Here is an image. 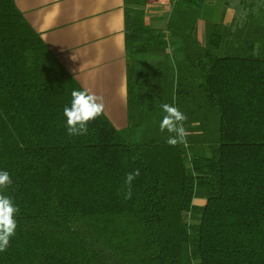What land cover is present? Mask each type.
<instances>
[{"label":"trees","instance_id":"trees-1","mask_svg":"<svg viewBox=\"0 0 264 264\" xmlns=\"http://www.w3.org/2000/svg\"><path fill=\"white\" fill-rule=\"evenodd\" d=\"M151 1L124 0L127 126L103 112L75 135L84 88L0 0V192L20 209L0 264H264V0H220L204 36L205 0H169L164 27ZM164 104L187 116L175 145Z\"/></svg>","mask_w":264,"mask_h":264},{"label":"crops","instance_id":"crops-1","mask_svg":"<svg viewBox=\"0 0 264 264\" xmlns=\"http://www.w3.org/2000/svg\"><path fill=\"white\" fill-rule=\"evenodd\" d=\"M153 0L148 19L162 18L163 3ZM32 27L83 88L104 96V113L117 128L128 124L124 0H15ZM220 0H205L204 22L218 21ZM232 12L225 15L230 21ZM73 57L75 59H73Z\"/></svg>","mask_w":264,"mask_h":264},{"label":"clouds","instance_id":"clouds-1","mask_svg":"<svg viewBox=\"0 0 264 264\" xmlns=\"http://www.w3.org/2000/svg\"><path fill=\"white\" fill-rule=\"evenodd\" d=\"M71 96V105L65 106L63 110L67 118V131L69 134L84 135L88 131V122L103 114L104 96L89 88L73 90ZM162 107L166 114L160 123V130L161 132L167 130L174 134L168 138L167 143L175 145L178 141H184L187 132L183 122L187 120V116L176 106L164 104ZM139 175L140 169L138 168L127 173L125 184L128 188L125 199H131V184ZM11 182L9 172L0 170V189L7 188ZM19 210L11 196L0 192V251L8 248L11 238L15 235L16 215Z\"/></svg>","mask_w":264,"mask_h":264},{"label":"rangeland","instance_id":"rangeland-1","mask_svg":"<svg viewBox=\"0 0 264 264\" xmlns=\"http://www.w3.org/2000/svg\"><path fill=\"white\" fill-rule=\"evenodd\" d=\"M163 7H162V13L163 15L164 14H168L169 13V4H167V1H165V3H163ZM154 26H157V27H164L165 26V23H166V20L165 19H159L155 22H152ZM193 154L195 155H202V156H210L211 155V149L208 145L206 144H202V145H197L195 146L194 148V152ZM189 162V160L187 161ZM198 202H201V201H198Z\"/></svg>","mask_w":264,"mask_h":264}]
</instances>
